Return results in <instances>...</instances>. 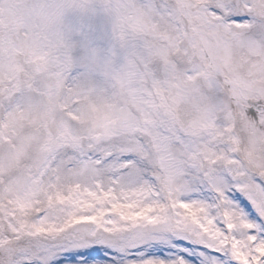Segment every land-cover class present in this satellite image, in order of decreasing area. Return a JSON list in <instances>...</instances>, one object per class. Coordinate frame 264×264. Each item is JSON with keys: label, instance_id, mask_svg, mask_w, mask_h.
Returning a JSON list of instances; mask_svg holds the SVG:
<instances>
[{"label": "snow or ice", "instance_id": "6c2138e0", "mask_svg": "<svg viewBox=\"0 0 264 264\" xmlns=\"http://www.w3.org/2000/svg\"><path fill=\"white\" fill-rule=\"evenodd\" d=\"M0 264H264V0H0Z\"/></svg>", "mask_w": 264, "mask_h": 264}]
</instances>
